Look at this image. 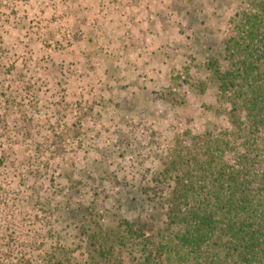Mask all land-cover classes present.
<instances>
[{"label":"rangeland","instance_id":"374dc122","mask_svg":"<svg viewBox=\"0 0 264 264\" xmlns=\"http://www.w3.org/2000/svg\"><path fill=\"white\" fill-rule=\"evenodd\" d=\"M250 1L0 0V257L84 262L89 219L158 241V175L223 124L207 64Z\"/></svg>","mask_w":264,"mask_h":264},{"label":"trees","instance_id":"16d2710c","mask_svg":"<svg viewBox=\"0 0 264 264\" xmlns=\"http://www.w3.org/2000/svg\"><path fill=\"white\" fill-rule=\"evenodd\" d=\"M249 4L220 62L207 64L223 124L179 142L158 175L170 188L158 197V241L127 222L89 219L84 262L59 249L0 264H264V0Z\"/></svg>","mask_w":264,"mask_h":264}]
</instances>
